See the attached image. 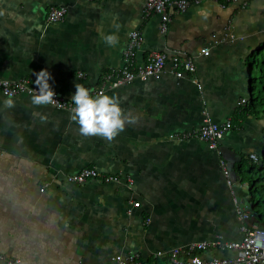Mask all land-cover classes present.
<instances>
[{"label": "crops", "instance_id": "obj_1", "mask_svg": "<svg viewBox=\"0 0 264 264\" xmlns=\"http://www.w3.org/2000/svg\"><path fill=\"white\" fill-rule=\"evenodd\" d=\"M145 0H0V78L35 81L46 70L53 91L72 98L76 84L101 87L124 64L129 33L140 31L136 61L150 52L195 57L194 74L167 71L104 94L119 101L132 122L108 141L83 136L73 113L33 106L32 95L0 93V253L22 264H111L116 254L161 263L174 247L242 237L238 212L249 205L248 183L232 167L254 163L264 149V117H234L248 103L246 58L264 43V0H202L173 15L165 33L159 16L144 19ZM51 6L65 17L46 22ZM115 35L109 46L103 36ZM207 46L208 55H198ZM234 128L218 152L185 137L204 117ZM234 174L228 187L220 160ZM83 167L118 175L117 182L63 181ZM49 187L40 191L42 182ZM139 202L138 207L133 204ZM160 252V258L155 257ZM214 248L204 257H229Z\"/></svg>", "mask_w": 264, "mask_h": 264}, {"label": "built area", "instance_id": "obj_2", "mask_svg": "<svg viewBox=\"0 0 264 264\" xmlns=\"http://www.w3.org/2000/svg\"><path fill=\"white\" fill-rule=\"evenodd\" d=\"M95 2L100 0H86ZM202 0H145L143 6L144 19L151 15L159 16V30L165 33L168 24L173 15L182 13L192 4ZM67 13L64 6H51L46 13V22L55 23L61 21ZM142 42L140 31L133 30L129 33L127 46L124 50V64L121 68L106 73L100 88L90 91L94 97L100 92L112 90L119 86L128 85L136 80L145 81L150 78H159L163 73L169 71L176 77L182 78L194 74L196 70L195 57L175 52L168 57L163 52H150L143 62L136 61V51ZM207 46L202 47L198 55H208ZM38 91L34 81L27 78L7 79L0 78V93L5 97L13 98L15 96L26 94L33 95ZM55 92L54 99L58 104L50 106L58 110L72 112L75 105L72 98H67ZM245 103L241 99L239 104ZM234 128L232 118L228 117L224 121H213L205 116L202 124L185 134V137H191L205 142L211 149L218 152L219 138L227 131ZM250 159L257 163L259 156L251 153ZM222 173L225 181L233 192L235 181L231 177V168L223 159L220 160ZM89 179H96L102 183L117 182L120 177L111 173H100L95 168L83 167L74 174H68L63 181L71 184L81 185ZM49 187V182H42L40 191L44 192ZM139 206V202L133 204ZM253 212L249 210H240L238 220L241 223L242 237L237 240H221L219 235H214L210 241H196L189 243L184 247H174L166 253V260L156 264H264V226L250 225ZM227 249L234 251L233 256L229 257H209L205 258V252L214 249ZM161 253H156L155 257L160 258ZM0 264H22L19 259L9 258L0 253ZM111 264H146L142 262L135 254H116L111 259ZM153 264V263H150Z\"/></svg>", "mask_w": 264, "mask_h": 264}, {"label": "clouds", "instance_id": "obj_3", "mask_svg": "<svg viewBox=\"0 0 264 264\" xmlns=\"http://www.w3.org/2000/svg\"><path fill=\"white\" fill-rule=\"evenodd\" d=\"M103 40L109 46H115L118 37L106 35L103 36ZM34 75V83L38 91H35V94L31 96V104L37 107L58 104L54 99L55 92L49 84L51 76L48 71L41 70ZM71 101L75 105L72 109L71 119L79 125V131L83 136H99L112 141L119 132L124 130L126 123L132 122L128 116L124 115L119 101L103 92L93 97L89 89L76 84L75 94ZM4 105L7 108H12L15 101L10 96L4 101Z\"/></svg>", "mask_w": 264, "mask_h": 264}, {"label": "trees", "instance_id": "obj_4", "mask_svg": "<svg viewBox=\"0 0 264 264\" xmlns=\"http://www.w3.org/2000/svg\"><path fill=\"white\" fill-rule=\"evenodd\" d=\"M218 1L225 5L233 0ZM249 1L246 0V4ZM246 64L249 69L254 68V76L251 79L248 103L239 104L234 111V117L240 120L249 115L264 117V43L248 55ZM232 171L239 176L241 182L248 183L249 203L253 214L259 224L264 226V149L257 163L248 166L236 164L233 165Z\"/></svg>", "mask_w": 264, "mask_h": 264}, {"label": "water", "instance_id": "obj_5", "mask_svg": "<svg viewBox=\"0 0 264 264\" xmlns=\"http://www.w3.org/2000/svg\"><path fill=\"white\" fill-rule=\"evenodd\" d=\"M248 74H249V75L251 74V69H248ZM244 210H249V211L253 212L250 203H249V205H245V209H244ZM257 224H259V222L256 220V217H255V215L253 214V215H252V218H251L250 225L253 226V225H257Z\"/></svg>", "mask_w": 264, "mask_h": 264}, {"label": "rangeland", "instance_id": "obj_6", "mask_svg": "<svg viewBox=\"0 0 264 264\" xmlns=\"http://www.w3.org/2000/svg\"><path fill=\"white\" fill-rule=\"evenodd\" d=\"M253 76H254V71L252 72V77L251 78H253ZM231 177L234 178V174L233 173L231 174Z\"/></svg>", "mask_w": 264, "mask_h": 264}]
</instances>
